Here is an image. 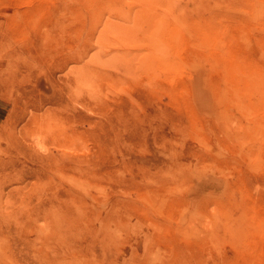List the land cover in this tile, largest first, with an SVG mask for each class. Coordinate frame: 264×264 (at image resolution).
Wrapping results in <instances>:
<instances>
[{
  "label": "rangeland",
  "instance_id": "rangeland-1",
  "mask_svg": "<svg viewBox=\"0 0 264 264\" xmlns=\"http://www.w3.org/2000/svg\"><path fill=\"white\" fill-rule=\"evenodd\" d=\"M0 264H264V0H0Z\"/></svg>",
  "mask_w": 264,
  "mask_h": 264
}]
</instances>
